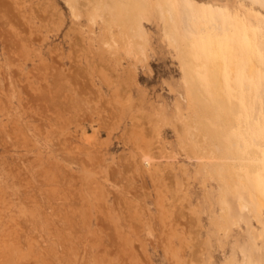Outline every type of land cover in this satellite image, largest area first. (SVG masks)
<instances>
[{"label":"rangeland","instance_id":"obj_1","mask_svg":"<svg viewBox=\"0 0 264 264\" xmlns=\"http://www.w3.org/2000/svg\"><path fill=\"white\" fill-rule=\"evenodd\" d=\"M184 5L199 31L189 48ZM161 12L158 0H0V264H264V177L252 171L264 58L242 88L248 52L232 31L224 95H237L238 129L208 85L201 32L247 19L264 37V11L176 0L179 47Z\"/></svg>","mask_w":264,"mask_h":264},{"label":"bare ground","instance_id":"obj_2","mask_svg":"<svg viewBox=\"0 0 264 264\" xmlns=\"http://www.w3.org/2000/svg\"><path fill=\"white\" fill-rule=\"evenodd\" d=\"M127 1H131V0H127ZM249 1L255 7L259 8L261 11H264V0H249ZM158 2L161 5V8H162L161 13H163L162 15L164 16L163 29H164L165 37L168 40L170 45L176 46L177 45L176 32L173 29V21H174L173 9L176 5V0H158ZM72 7H71L70 11L72 10ZM137 10H139V9H137ZM140 10H139V12H140ZM73 13L74 12H72V14ZM74 18H75V16H74ZM193 19H194V17L192 15L190 9L186 5H184L182 34L185 36V39H186L185 43H184V47H187V48H189L190 42L192 40H196L199 37V31L196 29L195 25L193 24ZM234 25L235 26L231 27V25H229L227 22H224L222 20H218L217 22L210 21L208 24V27L210 28V32L207 33L205 29H202L201 32H205V34H206V41L208 42L207 48L210 50V53H211L210 60L206 63V68H205V76H206L208 85L210 86V88L214 92V95L217 98L221 109L227 115H230V118L235 122L234 124H236V127L238 129H241L243 122H244V114L236 102L237 95H235L233 92H231V96L229 99H227L224 95L226 92V89H225V85H224L225 62H224L223 56L229 52L230 39H232L235 36V33H233L232 31L236 30L237 36H239V39L243 40L246 43V49L248 52V54H247L248 60H247V67H246V78H245L244 84L242 85V88L252 90V89H254V87L252 88V86L248 82V79L252 78L253 76L257 78V75L258 74L261 75V73H262L263 67L258 66L256 64L255 60H256V58H264V37H262L258 31H255L250 27V22L247 19H245L243 21H236ZM133 30H135V33H134L135 37L134 38L137 37V39L140 38V40L141 39L143 40V33L141 32L139 27L137 29H133ZM177 47H179V46L177 45ZM253 51L256 52V55L253 54ZM54 66H57V65H54ZM183 72H184V80L187 83L192 84L194 92L196 93V99H197L198 103H200L203 108H207L208 104H210V101L204 95L203 90L197 81L196 75L194 73L195 72L194 71V63L188 61L187 67L183 69ZM13 79H14V77H13ZM18 80H19V78H18ZM43 87L44 86H42V88ZM255 88H256L255 96L257 95V96L264 97V81H262L261 84L259 86H256ZM39 89H41V88H39ZM30 93H29V95H31ZM241 97H243L244 104H247L248 100H249L248 97L246 95H244L243 93H241ZM1 100H4V99L1 98ZM22 105H23V103H22ZM36 106H37V104H36ZM42 106H44V105H42ZM55 106L53 109H55ZM25 108H26V106H25ZM32 108H34V107H32ZM40 108L42 109V107H40ZM254 110H255L254 117L258 120V124L264 125V106L262 105V102H259V100L255 101ZM56 111H57V109H56ZM39 112H41V111H39ZM57 113H58V111H57ZM36 114H37V112H36ZM53 117H55V116H53ZM32 118H34V117H32ZM49 120H51V119H49ZM255 142L259 144V142H257L256 140H255ZM263 142H264V135H263ZM233 146H234V143L232 144V147ZM198 149H199V147H198ZM255 152H256L255 150H252V151H250L249 155L252 156ZM143 160L145 162H147V164H148L152 160V158L148 155H144ZM246 160H247V158H246ZM253 164H254V166L252 167V171L253 172L258 171L261 173V176L264 177V158L261 159V162H253ZM257 200H258V204L261 207H264V202L262 201V199L260 197H258ZM240 208L243 209V208H245V206L241 204ZM79 252L76 251L77 254ZM81 252H84V250ZM81 252H80V254H81ZM84 254H86V253H84ZM78 256H80V255L78 254ZM81 256L83 257L84 255L81 254ZM69 257L71 258L70 255H69ZM196 262H198V261H196Z\"/></svg>","mask_w":264,"mask_h":264}]
</instances>
